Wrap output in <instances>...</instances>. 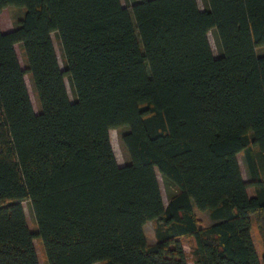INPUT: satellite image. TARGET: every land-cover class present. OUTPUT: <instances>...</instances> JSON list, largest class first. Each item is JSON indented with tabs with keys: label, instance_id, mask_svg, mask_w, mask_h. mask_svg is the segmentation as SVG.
I'll use <instances>...</instances> for the list:
<instances>
[{
	"label": "trees",
	"instance_id": "obj_1",
	"mask_svg": "<svg viewBox=\"0 0 264 264\" xmlns=\"http://www.w3.org/2000/svg\"><path fill=\"white\" fill-rule=\"evenodd\" d=\"M202 1L0 0L25 8L0 27V264H40L34 238L48 264H189L182 238L193 264H264V0Z\"/></svg>",
	"mask_w": 264,
	"mask_h": 264
},
{
	"label": "rangeland",
	"instance_id": "obj_2",
	"mask_svg": "<svg viewBox=\"0 0 264 264\" xmlns=\"http://www.w3.org/2000/svg\"><path fill=\"white\" fill-rule=\"evenodd\" d=\"M121 2L124 6L130 7L131 4L134 2V0H121ZM197 3H198V6L200 8H204V4H203L202 0H197ZM24 12H25V8L23 6H17V5H8L2 9H0V27H1V29L3 31H8V30L13 29L16 26L18 20L20 18H22V16L24 15ZM52 39H53V43H54V46L56 49L59 64L61 67H63V59H62V55H61L60 45H59V42H58L54 33H52ZM208 39H209V43L211 45V48L213 50V53L215 55H217L218 49H217V45L215 43L212 31L208 32ZM15 50H16L18 60L21 64V66L25 68L27 66V61H26V57L24 55L22 45L20 43H16L15 44ZM256 53L257 54H264V45L256 47ZM24 79H25V83L27 86V90L29 93V97H30L33 109L37 112L40 109V104H39L37 93L35 91L34 84H33V81L31 79V75L29 72L25 73ZM64 80H65V85H66V88L68 91L69 98H70V100H73L74 95H73L71 86L69 84L68 78L65 77ZM123 130H125V128H122V129L112 128L109 130L112 149H113L115 158L117 160V163L119 165L125 164L128 160L127 152H126V150H125V148L121 142V138H120L121 131H123ZM237 159H238V162H239V165L241 168V173H242L243 178L246 181H249L248 168H247V164H246L243 152H239L237 154ZM156 173H157V177H158L160 188H161L162 199H163L164 203H166L168 191L165 187L164 180H163L161 174L158 172L157 169H156ZM248 192L250 194L253 193V187L252 186L248 187ZM21 203L23 205L25 215H26V220H27V223H28L30 230H32L33 232H36L37 231V223H36L35 216L33 214V211L31 209L29 201L23 200V201H21ZM194 212L196 214L197 219L199 220L200 226H206V225H209V224L214 222V219L211 218V216L207 210H200V209L194 207ZM155 228H156V222L153 220L147 221L144 225V232L146 235V239H147V242L150 244L154 243L157 239ZM254 232L256 235V241H257L258 248L261 249L262 243H263V236H262V233H261L259 227L256 225V223H254ZM33 242H34L36 250H37V255H38L40 264H48L44 250H43V245H42L40 239L34 238ZM181 244L183 246V249L188 254V258H189L188 263L193 264V261L191 260V257L189 255L190 251H191V247L193 245V240L191 238H182ZM94 264H99V263L96 262Z\"/></svg>",
	"mask_w": 264,
	"mask_h": 264
}]
</instances>
